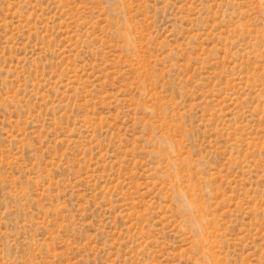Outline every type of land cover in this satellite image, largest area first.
<instances>
[{
  "label": "rangeland",
  "instance_id": "rangeland-1",
  "mask_svg": "<svg viewBox=\"0 0 264 264\" xmlns=\"http://www.w3.org/2000/svg\"><path fill=\"white\" fill-rule=\"evenodd\" d=\"M0 264H264V0H0Z\"/></svg>",
  "mask_w": 264,
  "mask_h": 264
}]
</instances>
